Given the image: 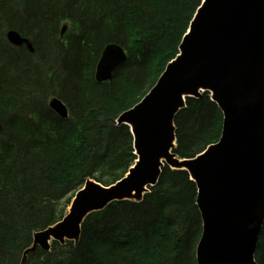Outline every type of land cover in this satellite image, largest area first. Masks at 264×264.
<instances>
[{
	"label": "trees",
	"instance_id": "1",
	"mask_svg": "<svg viewBox=\"0 0 264 264\" xmlns=\"http://www.w3.org/2000/svg\"><path fill=\"white\" fill-rule=\"evenodd\" d=\"M201 2L0 0V134L7 137L0 138V264H21L34 235L66 216L72 197L60 201L87 180L111 187L128 174L137 160L134 138L116 121L148 95L179 55ZM62 14L78 35L65 48L54 41ZM5 27L44 44L41 35L51 37L48 48H58L64 61L55 97L68 105L69 119L46 107V97L34 102L24 90L38 76L40 82L43 72L33 69L27 50L11 52ZM110 43L125 47L129 60L111 82L98 84L95 67ZM223 122L209 93L188 98L175 119L173 153L195 159L220 141ZM196 203L197 186L188 172L165 166L143 200L114 202L90 214L77 244L55 242L48 252L37 248L24 264H197L203 223ZM256 256L264 264V229Z\"/></svg>",
	"mask_w": 264,
	"mask_h": 264
},
{
	"label": "water",
	"instance_id": "2",
	"mask_svg": "<svg viewBox=\"0 0 264 264\" xmlns=\"http://www.w3.org/2000/svg\"><path fill=\"white\" fill-rule=\"evenodd\" d=\"M67 29L64 25L61 37ZM9 40L34 52L20 33L10 32ZM128 60L125 47L108 44L96 65L95 82H111ZM205 93L223 114L221 139L195 159H180L173 153L176 116L188 98ZM49 107L69 118L60 99H51ZM118 125L131 130L135 165L111 187L86 182L64 219L34 235L23 263L37 248L50 251L52 240L77 244L90 214L114 202L143 200L168 166L187 171L197 186L203 223L197 264H258L264 229V0H202L179 55L148 95L119 117Z\"/></svg>",
	"mask_w": 264,
	"mask_h": 264
},
{
	"label": "rangeland",
	"instance_id": "3",
	"mask_svg": "<svg viewBox=\"0 0 264 264\" xmlns=\"http://www.w3.org/2000/svg\"><path fill=\"white\" fill-rule=\"evenodd\" d=\"M59 20H60V26L57 27V31L55 32V37H54V41H57L58 43H63V47H67V44L69 46L71 40L74 41L76 36L77 35V32L76 33H73V31H76V29H73L72 28V25L71 22L69 19H67V17H65V14H62L61 16H59ZM68 25V29H67V33L65 34V36L63 38H61V30H62V27L63 25ZM8 30H16V29H13L12 27H5L4 28V32H5V35H4V42L8 45H11V52L15 49V48H22L23 51L24 50H27L32 56L30 57L31 58V65L33 67V69L37 70L39 69L42 73V77L40 78V82H39V76L37 79H35V82L34 80H32V83L31 85H24L23 88L24 90H27L28 92H30V96L35 99L34 102H36L37 100H39L38 103L40 102H44V97L47 98V101L44 103V105L47 107L48 104L50 103L51 99L53 98H58V97H55V95H57V91L58 89L60 90L59 86H60V83H59V80L60 78L64 77L63 75V72H64V69H63V64H64V61H63V58H62V55H61V52L58 51V48H53L51 45L50 47L48 48L50 42H51V37L49 38V40L46 38V36L44 35H41V37H45L46 39V44L44 43H40V39L37 40L36 39V36L32 35L33 38H29L27 36V32L25 33L23 30L22 32V36L24 37V39L28 40L31 42L32 46H33V49H34V52L32 53L29 49H28V46L27 45H21L20 47H17L16 45L12 44L10 41H9V38L7 36L8 34ZM45 32V31H44ZM79 34V33H78ZM187 34V33H186ZM80 36V35H79ZM40 37V38H41ZM39 41V42H38ZM48 42V43H47ZM40 43V44H39ZM74 43V42H73ZM64 47V48H65ZM46 48L49 50V51H45ZM68 50V49H66ZM16 52V56L17 53H18V50H14L13 53ZM50 52H51V56H50ZM128 52V51H127ZM61 57V60L60 61H57L58 57ZM57 58V59H56ZM99 62V60H98ZM97 62V63H98ZM96 68V67H95ZM53 71V72H52ZM54 72H55V76H54ZM40 75V74H39ZM63 75V76H62ZM94 76H95V71H94ZM95 80V78H94ZM33 85H38V90H40V86H42L43 88V92H46V94L43 96L41 93H39V91L37 92L35 87ZM61 87V86H60ZM42 90V89H41ZM41 94V95H40ZM60 99V98H58ZM61 101H63L62 99H60ZM64 104H66L64 101H63ZM29 105L32 103H30V100H29ZM67 105V104H66ZM68 106V105H67ZM39 106H37L38 108ZM69 109V107H68ZM62 119V118H61ZM66 120V119H64ZM116 125H118V121H116ZM1 123V122H0ZM123 126V125H122ZM2 131V130H1ZM0 138L2 139V141H4L5 139H7V137L5 135H1L0 134ZM133 167V166H132ZM131 167V168H132ZM130 171V170H129ZM129 173V172H128ZM128 175V174H127ZM126 175V176H127ZM125 176V177H126ZM88 181H92L93 183H97L95 182L94 180H87ZM99 184V183H98ZM86 185V183L84 184V186L82 188H84ZM101 185V184H100ZM103 186V185H102ZM81 188V189H82ZM77 194V193H76ZM76 194H73V193H70L69 195L66 196V198H63L60 202L62 204H66L67 202V199L68 198H71L72 197V202L73 200L75 199V196ZM74 196V198H73ZM72 202L71 204L69 205V207H67V210H66V214L69 212V209L72 205ZM202 235V234H201ZM262 237V235L260 236V238ZM200 241V240H199ZM260 241V240H259ZM56 241H51V247L52 245L55 243ZM69 241H66V243H68ZM65 244H61L60 245H66ZM75 243V242H74ZM76 244V243H75ZM199 244V243H198ZM258 250H259V247H258ZM257 250V252H258ZM26 253V251L24 252V254ZM23 260H24V255H23V259L21 261V264H24L26 261H24L23 263ZM256 260H257V256H256ZM258 262V261H257ZM259 264V263H258Z\"/></svg>",
	"mask_w": 264,
	"mask_h": 264
},
{
	"label": "flooded vegetation",
	"instance_id": "4",
	"mask_svg": "<svg viewBox=\"0 0 264 264\" xmlns=\"http://www.w3.org/2000/svg\"><path fill=\"white\" fill-rule=\"evenodd\" d=\"M60 26V20L58 19V22H57V25H56V27H59ZM64 26V25H63ZM63 28V27H62ZM18 32H20V34H21V36H22V32L21 31H19V30H17ZM62 31V30H61ZM64 37V36H63ZM63 37H61V38H63ZM22 45H25V44H22ZM21 46V45H20ZM20 46H17V47H20ZM63 102V101H62ZM66 105V104H65ZM48 106H49V104H48ZM67 106V105H66ZM68 107V106H67ZM69 110V116H70V109H68ZM69 119V118H68ZM67 120V119H66Z\"/></svg>",
	"mask_w": 264,
	"mask_h": 264
}]
</instances>
